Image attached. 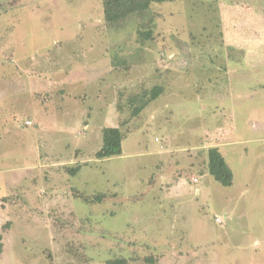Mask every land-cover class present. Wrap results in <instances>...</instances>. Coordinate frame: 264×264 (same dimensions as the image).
<instances>
[{"label": "rangeland", "instance_id": "374dc122", "mask_svg": "<svg viewBox=\"0 0 264 264\" xmlns=\"http://www.w3.org/2000/svg\"><path fill=\"white\" fill-rule=\"evenodd\" d=\"M150 14L137 53L102 0H0V264H264V0ZM142 81L163 93L96 159ZM213 145L230 186L207 172Z\"/></svg>", "mask_w": 264, "mask_h": 264}, {"label": "trees", "instance_id": "16d2710c", "mask_svg": "<svg viewBox=\"0 0 264 264\" xmlns=\"http://www.w3.org/2000/svg\"><path fill=\"white\" fill-rule=\"evenodd\" d=\"M164 0H102V12L104 16V23L108 28L115 30L125 28L130 22L135 24L136 28V42L139 46L136 50H142L147 40L153 38L152 28V14H150L151 4L161 2ZM135 52V53H136ZM136 53V54H137ZM168 59L171 57L168 56ZM124 60L123 63H126ZM114 65L116 62L113 63ZM125 65V64H124ZM226 65L223 63L221 69H225ZM137 87L129 90L128 96L124 100L126 105L127 117H123L122 103H117V110L120 115L118 127H103L101 130L102 141L101 146L95 151L94 157L96 159H105L120 155L122 152L121 143L125 136L122 127H127L130 120L136 118L152 101L159 97L163 91L162 84H154L151 87L147 86L146 81L136 84ZM124 91V90H123ZM207 172L213 177L215 181L223 186H230L233 181L232 170L225 161L223 155L220 153L217 146H209L206 149ZM79 164L69 166L67 171L75 174L78 171ZM86 201L88 198L82 195L75 194ZM107 195L99 193L94 196V201H102ZM8 225L5 224V227ZM3 249L2 234L0 233V253ZM105 264H128L127 259L123 257H115L105 261Z\"/></svg>", "mask_w": 264, "mask_h": 264}, {"label": "built area", "instance_id": "2783aa9c", "mask_svg": "<svg viewBox=\"0 0 264 264\" xmlns=\"http://www.w3.org/2000/svg\"><path fill=\"white\" fill-rule=\"evenodd\" d=\"M27 123H29V121H26V124H27ZM215 220L218 221V222H221V221H222V219H221L220 217H216Z\"/></svg>", "mask_w": 264, "mask_h": 264}]
</instances>
